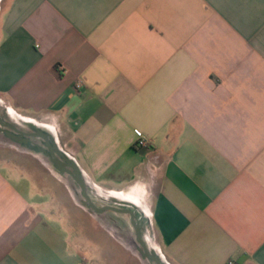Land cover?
I'll list each match as a JSON object with an SVG mask.
<instances>
[{"label": "crops", "instance_id": "0c3cea01", "mask_svg": "<svg viewBox=\"0 0 264 264\" xmlns=\"http://www.w3.org/2000/svg\"><path fill=\"white\" fill-rule=\"evenodd\" d=\"M0 103L166 264H264V0H1ZM6 164L0 264H139L108 211Z\"/></svg>", "mask_w": 264, "mask_h": 264}, {"label": "rangeland", "instance_id": "374dc122", "mask_svg": "<svg viewBox=\"0 0 264 264\" xmlns=\"http://www.w3.org/2000/svg\"><path fill=\"white\" fill-rule=\"evenodd\" d=\"M0 115L6 123L16 126L21 131L27 133L40 131L39 126H34L30 124V122L24 123L15 115L8 114L1 103ZM50 143L60 158L63 159L66 157L64 152L60 149L58 139L54 135H50ZM0 163H7L6 165L9 169L6 170V172L13 179L26 181L28 186L25 187V189H29V187L32 189L34 185L39 183L44 184L43 189L51 187L55 188L54 181L58 180L65 185L64 189H66V193L70 195L73 194L79 204L84 206V208L93 211L87 204L84 191L77 183L75 177L69 172L62 170L61 167L57 165L44 139L20 135L14 130L2 126L0 123ZM33 192L34 191L32 190L31 193ZM86 194L90 196L94 205L98 208L113 206L124 209V207L114 203L115 201L108 195L99 193L90 187L86 191ZM94 213L97 212L95 211ZM105 217L107 218L109 225L122 227L121 235L119 236H121L122 242L130 253L138 258L139 264H156L155 261L146 256L145 249L139 241L135 227V223L138 224V219H135L133 222L130 215L113 211H108ZM140 236L142 242L148 248V251L157 255L154 249L150 246V235L148 232L144 231V233H142L141 231ZM116 253L117 255L121 253L123 260H126V258L130 259V256L125 250H121L120 252L117 250ZM112 255L114 254L112 253ZM161 262L162 264H166L163 259Z\"/></svg>", "mask_w": 264, "mask_h": 264}, {"label": "water", "instance_id": "95a60500", "mask_svg": "<svg viewBox=\"0 0 264 264\" xmlns=\"http://www.w3.org/2000/svg\"><path fill=\"white\" fill-rule=\"evenodd\" d=\"M0 123H1L2 126L9 127V128L13 129L15 132H17L20 135H23V136H26V137H38V138L44 139L46 141L47 147L49 148L50 153L53 156V158H54L55 162L57 163V165L60 166L62 170L69 172L71 175H73L75 177L77 183L81 186V188L84 191V196H85V198L87 200V204L91 207V209L93 211H96L98 213H104V212L109 211V210H115L116 211V209H114L112 207H107V208L100 209V208L96 207L93 204V202L89 199L88 195L86 194V187H85V185H84V183L82 181V177H81L77 167L73 163H70L68 161H64L62 158H60L58 156V154L55 152L54 148L52 147V145L50 143L49 137L46 134L40 133V132L27 133V132L21 131L16 126H14L12 124L5 123L2 120L1 115H0ZM128 213L132 214V212H130V211H128ZM135 227H136V230H137L139 241H140V243L143 245V247L145 249L146 256L148 258L152 259L153 261H155L156 264H162L161 259L157 255L150 253L148 251V248L146 247V245L142 242V239H141V236H140V229H139L138 224H135Z\"/></svg>", "mask_w": 264, "mask_h": 264}, {"label": "built area", "instance_id": "2783aa9c", "mask_svg": "<svg viewBox=\"0 0 264 264\" xmlns=\"http://www.w3.org/2000/svg\"><path fill=\"white\" fill-rule=\"evenodd\" d=\"M78 90H80L82 88V83H79L77 85ZM138 141L136 144V147L138 149H146V150H150L153 148V142L151 140H149L140 130H136L135 131ZM228 264H235L233 261H230Z\"/></svg>", "mask_w": 264, "mask_h": 264}, {"label": "flooded vegetation", "instance_id": "af4514ba", "mask_svg": "<svg viewBox=\"0 0 264 264\" xmlns=\"http://www.w3.org/2000/svg\"><path fill=\"white\" fill-rule=\"evenodd\" d=\"M3 120V119H2ZM4 121V120H3ZM6 123V122H5ZM9 124V123H8ZM8 129H11V128H9V127H7ZM11 130H13V129H11Z\"/></svg>", "mask_w": 264, "mask_h": 264}]
</instances>
